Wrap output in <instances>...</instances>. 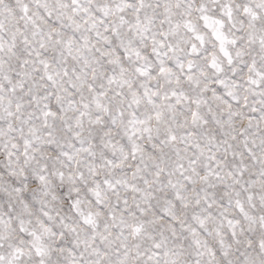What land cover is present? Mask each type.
Returning <instances> with one entry per match:
<instances>
[{
  "label": "snow or ice",
  "instance_id": "1",
  "mask_svg": "<svg viewBox=\"0 0 264 264\" xmlns=\"http://www.w3.org/2000/svg\"><path fill=\"white\" fill-rule=\"evenodd\" d=\"M0 264H264V0H0Z\"/></svg>",
  "mask_w": 264,
  "mask_h": 264
}]
</instances>
